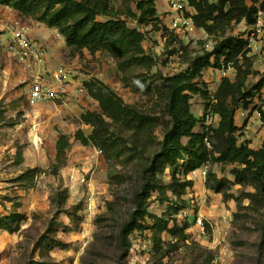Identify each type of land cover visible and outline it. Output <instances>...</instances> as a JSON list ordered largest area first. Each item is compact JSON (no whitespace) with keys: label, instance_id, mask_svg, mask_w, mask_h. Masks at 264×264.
Returning a JSON list of instances; mask_svg holds the SVG:
<instances>
[{"label":"trees","instance_id":"obj_1","mask_svg":"<svg viewBox=\"0 0 264 264\" xmlns=\"http://www.w3.org/2000/svg\"><path fill=\"white\" fill-rule=\"evenodd\" d=\"M156 1L121 0L119 7L110 0H0V4L56 29L75 54L83 50L90 55L106 52L115 61L120 82L145 97V106L138 108L97 77L80 83L99 109L81 112L79 121L90 126L91 132L77 129L74 140L100 149L110 171L116 162L138 164L139 183L131 196V210L119 229L121 248L129 247L131 235L144 232L150 233L153 252L160 258L184 243L189 238L188 223L179 224L174 216L188 207L184 196L193 186L188 175L202 167H206L205 188L221 194L223 201L235 202L234 220L247 217L246 211L259 215L260 244L264 246V142L258 148L250 147L243 133L245 124L239 127L236 122L238 108L247 109L254 93L264 88V72L253 69L244 34L229 33L235 24H254L258 9L264 10V0H185L192 10L183 9L185 17L213 38L210 49L198 50L184 46L177 33L162 23ZM147 27L162 31V37L169 33L164 37V49L172 48L169 55L177 54L184 69L164 74L158 68V57L143 47ZM228 65L235 71L234 79L222 77L211 92L203 71ZM251 77L257 79L251 82ZM193 96L203 100L201 116L193 111ZM209 114L216 116L215 125L205 123ZM17 123L13 119L10 125ZM69 145L64 135L58 138L49 174H58ZM37 172L47 171L27 170L31 176ZM112 178L122 181L118 176ZM236 185L240 189L231 193ZM154 194L166 203L160 215L149 210ZM18 216L1 217L0 228L12 230ZM204 225L208 228L206 222ZM41 242L49 251L57 246L66 248V243H53L47 237ZM193 244L205 254L201 264H212L215 253Z\"/></svg>","mask_w":264,"mask_h":264},{"label":"rangeland","instance_id":"obj_2","mask_svg":"<svg viewBox=\"0 0 264 264\" xmlns=\"http://www.w3.org/2000/svg\"><path fill=\"white\" fill-rule=\"evenodd\" d=\"M110 1L115 7L121 4V0ZM177 2L178 8L173 9L168 0L156 1L162 23L173 29L189 49H210L213 38H207V34L196 29L191 22L188 24L180 9L192 10L185 0ZM16 13L43 47H64L60 63L74 68V72L71 70L73 80L97 77L110 85L125 102L138 108L145 106L144 96L132 92L120 82L115 61L109 54L97 51L90 55L86 50L75 54L61 44L56 29ZM248 29L249 26L241 22L233 25L229 33L244 34ZM146 30L148 34L143 47L147 53L158 57V68L164 74L184 69L185 64L177 54L169 55L172 48L164 49V37L169 33L162 37V31H151L150 27ZM8 37L9 33L0 25V218L11 214L19 216L12 230L0 228V264H35V261L49 264H201L205 254L193 242L215 253L212 264H264L259 215L246 211L247 217L234 220L235 202L223 201L221 194L205 188L203 171L206 167L188 175L193 181L184 196L188 207L174 216L179 224L188 223L189 238L184 243L160 258L153 252L150 233L144 232L131 235L129 247L121 248L119 229L131 210V196L139 183L138 164L116 162L110 171L100 149L83 146L74 140L77 129L86 134L91 132L90 126L79 121L81 112L99 109L96 101L84 92L74 90L54 103L29 105L25 98L27 73L8 54ZM199 41L203 44L200 45ZM251 57L253 69L264 72V50L252 52ZM53 62H56L55 58L48 59L46 64L50 68L57 67ZM234 74L233 68L203 71L211 92L222 77L233 80ZM256 79L251 77L250 81ZM190 102L196 115L201 116L203 100L193 96ZM262 114L264 112L253 101L247 109L239 107L236 112L237 125L245 124L244 137L252 148H258L264 142ZM13 119L18 123L10 125ZM205 123L215 125L216 116L207 115ZM61 135L69 140L70 145L64 164L57 175H52L48 168L55 162L56 142ZM33 168L46 169L47 172L31 176L27 170ZM114 176L122 181L117 183L112 178ZM237 189L240 186H234L230 192L236 193ZM155 198L156 194L151 198L149 210L160 215L166 203ZM243 203L247 204V201ZM198 219H201L203 232ZM43 237L53 243H66V248L57 246L49 251L42 247Z\"/></svg>","mask_w":264,"mask_h":264},{"label":"built area","instance_id":"obj_3","mask_svg":"<svg viewBox=\"0 0 264 264\" xmlns=\"http://www.w3.org/2000/svg\"><path fill=\"white\" fill-rule=\"evenodd\" d=\"M173 9L178 8V0H168ZM4 7H9L4 5ZM183 12V9H180ZM188 24L192 21L185 18ZM193 24V23H192ZM2 29L9 33L6 40L8 54L14 59L17 65L27 73L26 101L29 105L62 100L65 97L64 85L69 83L71 70L65 64L50 68L46 64L47 50L42 44L34 41L30 35L29 27L22 22L21 17H8L1 23ZM190 26V25H189ZM249 55L258 50H264V10L258 9L256 22L249 25V29L243 35ZM208 38V37H207ZM210 41V40H209ZM213 40L210 41L212 45ZM232 68L230 65L227 68ZM83 92V88H78ZM252 101L264 112V88L254 93ZM242 114V113H241ZM206 170L203 171L205 176ZM198 224L203 232L201 219Z\"/></svg>","mask_w":264,"mask_h":264},{"label":"crops","instance_id":"obj_4","mask_svg":"<svg viewBox=\"0 0 264 264\" xmlns=\"http://www.w3.org/2000/svg\"><path fill=\"white\" fill-rule=\"evenodd\" d=\"M12 15H17V13H16V11L15 10H13L12 8H10V7H4V5H1L0 4V21H1V23L6 19V18H8V17H12ZM17 16H19V15H17ZM1 25V24H0ZM53 29V28H52ZM35 30H38V29H35ZM53 30H55V29H53ZM34 34V33H33ZM30 35H31V37L34 39V41H36L35 40V37H34V35H32L31 33H30ZM58 36H60V38H61V41L63 42V43H61V44H65V42H64V39H63V37L61 36V35H58ZM36 42H38V41H36ZM38 43H40V42H38ZM41 44V43H40ZM48 46V45H47ZM51 48H50V47ZM48 47H45V49L47 50V55H46V61L48 60V59H50L51 61H52V58L54 59L55 58V60H56V62H53V63H55L57 66L58 65H60V64H65V63H60L61 62V60H60V58H61V56H62V49L64 48V47H61L60 49H55V48H53V46L52 45H49ZM65 46V45H64ZM53 49V50H52ZM67 65V64H66ZM68 66V65H67ZM69 67V66H68ZM70 68V70H73V72H74V68L73 67H69ZM80 83H81V81H79V80H73L72 79V74H71V77H70V79H69V83H67V84H65L64 85V91H65V94L66 93H68V92H71V91H74V90H76V91H78V88L80 87ZM84 92V91H83Z\"/></svg>","mask_w":264,"mask_h":264},{"label":"bare ground","instance_id":"obj_5","mask_svg":"<svg viewBox=\"0 0 264 264\" xmlns=\"http://www.w3.org/2000/svg\"><path fill=\"white\" fill-rule=\"evenodd\" d=\"M192 24V23H191ZM197 29V28H196Z\"/></svg>","mask_w":264,"mask_h":264}]
</instances>
